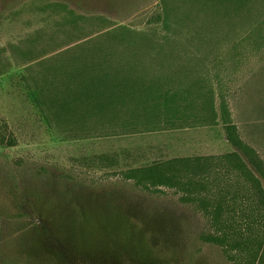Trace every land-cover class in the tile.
<instances>
[{"label": "rangeland", "instance_id": "rangeland-1", "mask_svg": "<svg viewBox=\"0 0 264 264\" xmlns=\"http://www.w3.org/2000/svg\"><path fill=\"white\" fill-rule=\"evenodd\" d=\"M25 1L0 0V264H264L255 200L228 214L232 250L205 240L219 233L197 192L138 184L142 168L201 160L202 199L244 195L222 159L236 126L264 162V0H167L165 17L161 0H61L110 17L109 37L152 39L112 68L138 74L110 81L112 100L79 91L89 74L23 65Z\"/></svg>", "mask_w": 264, "mask_h": 264}, {"label": "crops", "instance_id": "crops-1", "mask_svg": "<svg viewBox=\"0 0 264 264\" xmlns=\"http://www.w3.org/2000/svg\"><path fill=\"white\" fill-rule=\"evenodd\" d=\"M161 1L165 17L170 10L167 0ZM17 13H22L23 17L16 25L30 31L19 53L21 61L29 67L44 65L40 69L42 74H89V79L107 78L112 82L137 77L134 66L112 68L117 61L131 57L134 47H148L152 42L134 28L109 37L114 26L110 17L83 12L61 0H26L12 10V16ZM135 41L138 46L133 45ZM116 71H131L132 74H115Z\"/></svg>", "mask_w": 264, "mask_h": 264}, {"label": "trees", "instance_id": "trees-1", "mask_svg": "<svg viewBox=\"0 0 264 264\" xmlns=\"http://www.w3.org/2000/svg\"><path fill=\"white\" fill-rule=\"evenodd\" d=\"M76 7L86 12L79 5H76ZM159 20L161 21V19ZM79 82H76L74 85L79 83L78 85L81 86L79 91L81 93L87 92L88 89H90V91H99L98 87H100L104 91L103 95L112 100L114 89L110 90V86H113V84H111L107 78H85ZM127 86L125 85L124 89L129 90L128 88L130 86ZM98 95L99 94L95 95L93 99L95 97L97 99ZM152 100L157 101L154 97ZM226 136V140L236 151L222 159L223 166L226 163L225 173L227 175L228 173L234 175L237 183L244 184L245 187L242 189V192L244 190L245 192L243 196L241 190H238L235 196L232 195L230 198L223 197L222 200L214 203H209L202 199V193L207 192L208 188L206 184L209 182V179H206L208 174L207 168H203L206 166L201 160H171L142 168L140 172H138L140 173L138 184L140 186L142 185L144 189L148 191H160V188H168L178 189L186 194L192 193L191 191L197 192L200 199H196L202 204V207L205 208L206 213L211 216L217 232L219 233L213 234L205 238V240L209 243L218 245L228 244V246H231L232 250H235V248H239L241 246L240 244L243 242L232 235L234 230H231L232 228L229 224L230 220L227 219V217H229L228 214L234 211L235 205L237 206L239 201L243 200V197L255 200L258 204L254 205L255 211L264 216V162L253 148L241 140L236 126H228L226 128ZM232 175L230 177L228 176L226 182L230 181L229 178H232ZM183 200L184 202L196 201L189 199L188 196H184ZM244 245H249L247 240L244 241ZM257 249L264 252L263 240L258 243Z\"/></svg>", "mask_w": 264, "mask_h": 264}]
</instances>
